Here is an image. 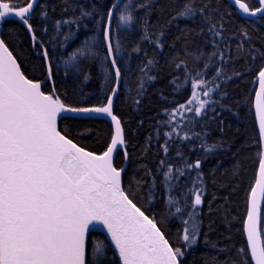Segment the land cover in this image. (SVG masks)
I'll list each match as a JSON object with an SVG mask.
<instances>
[{
  "label": "snow or ice",
  "instance_id": "6c2138e0",
  "mask_svg": "<svg viewBox=\"0 0 264 264\" xmlns=\"http://www.w3.org/2000/svg\"><path fill=\"white\" fill-rule=\"evenodd\" d=\"M234 14L245 19L236 30ZM9 20L0 28V264H264V36L257 46L252 34L264 26V0H228L227 10L219 0H0V25ZM82 29L90 35L57 58ZM246 73L254 97L229 88ZM94 79L98 89L87 90ZM161 80L160 110L134 158L118 102L131 98L142 112ZM244 104L254 124L241 140L228 121ZM253 147L237 243L230 204ZM217 217L223 245L211 237ZM198 246L211 253L198 257Z\"/></svg>",
  "mask_w": 264,
  "mask_h": 264
},
{
  "label": "trees",
  "instance_id": "16d2710c",
  "mask_svg": "<svg viewBox=\"0 0 264 264\" xmlns=\"http://www.w3.org/2000/svg\"><path fill=\"white\" fill-rule=\"evenodd\" d=\"M104 0H101V3H103ZM220 7L224 10H227L228 0H219ZM187 23L186 21H181L180 26L183 27L184 24ZM245 23V19L240 17L237 14H234L232 16V22L230 23L229 27L232 30H236L240 25H243ZM15 25L12 24L11 20L7 23L0 25V28H2L4 31H7L8 28L14 27ZM256 28L260 29L259 32H253V40L257 43V46H259V36H264V26L260 24L255 25ZM249 31H252L251 27H249ZM88 35H90L89 32L86 30H81L76 37L73 38L72 41L69 42L67 45L66 50L64 49H58L57 50V58H59L60 53L63 52L64 55H67V51L73 50L76 46H78ZM47 39V37H45ZM27 47V45H25ZM49 49L51 51V45H49ZM235 68L238 71H245V67L243 66V61H240L236 63ZM93 74H95L96 69L93 68ZM255 76L251 74H245L243 79L235 80L233 82L229 83L230 90L233 91L234 94H239L242 97H247L251 95L254 97V91L253 89L255 87H258V84L254 83ZM165 82L164 81H158L148 88V95L144 101V107L142 109V112L137 113L135 111L133 101L131 98L128 99L127 103H119L118 102V111L123 115L124 119L128 121L129 123L126 125L127 130L129 131V135L132 137V143L137 145V148L134 153L135 156L139 155L140 152V146L144 143V138L148 135V133L151 131L150 129V123L151 120L149 119L152 116H155L156 112L160 110V101L158 98V91L160 88L164 87ZM99 85L95 81V79L91 82H89L86 85V89L89 91L98 89ZM170 89H166V93L169 92ZM136 95L135 91L131 93V96L134 97ZM190 95V85L189 87L183 91V93L176 97V99L179 100V102L183 103L187 99V97ZM171 98V97H170ZM141 115L144 116V126L143 128L137 129V123L141 117ZM232 131H236L239 129L240 131V139L243 140L246 136L251 135L252 126L254 124V110L252 111L251 115H249V106L244 104L241 105L239 110V118H233L230 121ZM63 126V122H62ZM99 127H103V125H98ZM218 136V133L213 132L212 137ZM82 144H84L86 147L94 148L96 147V142L94 140H83L80 141ZM131 151V148H130ZM245 164H244V170L242 172L243 176V184L242 186L236 191L235 195L231 198V204L230 207L232 209V216L236 217V219L232 222L231 226V238L235 242H239L240 240V229L242 228V225L240 223V220L242 219L244 215V208H245V195L246 191L248 190V184L250 182H254V172L255 169L258 167V161L256 159L257 152L256 149L253 147L251 151L245 152ZM221 159L223 160V163L221 165V170H226L231 167L232 165V158L231 154H221ZM212 164H215V161L213 160L210 164L206 165V171L208 167H211ZM132 170V165L129 166V172ZM227 190H222V192H226ZM207 224H208V218L205 217V230H207ZM179 227V224L177 222L172 223V231L175 232L176 229ZM215 231L211 233V237L213 239L220 238L222 241V245L224 243H228L229 241L223 240L224 236H228V228L225 226V224L222 222V218L217 217L215 219V224L213 225ZM202 239V238H201ZM221 245V246H222ZM197 256L200 257L203 254L211 253V249H206L202 246L197 247ZM196 264H203V261L201 259H197Z\"/></svg>",
  "mask_w": 264,
  "mask_h": 264
},
{
  "label": "water",
  "instance_id": "95a60500",
  "mask_svg": "<svg viewBox=\"0 0 264 264\" xmlns=\"http://www.w3.org/2000/svg\"><path fill=\"white\" fill-rule=\"evenodd\" d=\"M10 21V20H9Z\"/></svg>",
  "mask_w": 264,
  "mask_h": 264
}]
</instances>
